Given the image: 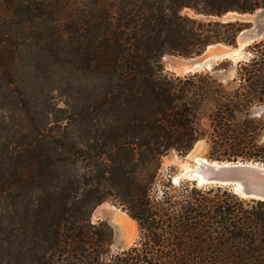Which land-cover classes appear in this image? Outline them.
<instances>
[{
    "label": "trees",
    "instance_id": "obj_1",
    "mask_svg": "<svg viewBox=\"0 0 264 264\" xmlns=\"http://www.w3.org/2000/svg\"><path fill=\"white\" fill-rule=\"evenodd\" d=\"M263 7L0 0V264H264L263 201L160 177L164 156L201 141L210 160L264 164V39L236 85L160 61L235 46L245 25L214 17ZM106 201L138 227L116 253L90 220Z\"/></svg>",
    "mask_w": 264,
    "mask_h": 264
},
{
    "label": "rangeland",
    "instance_id": "obj_2",
    "mask_svg": "<svg viewBox=\"0 0 264 264\" xmlns=\"http://www.w3.org/2000/svg\"><path fill=\"white\" fill-rule=\"evenodd\" d=\"M181 13L188 14L189 16L194 15L189 9H183ZM260 13V11H255L252 14L227 12L219 18H214L221 22L238 20L245 25L244 29H246L251 26L253 28L264 26V15L260 16ZM263 39L264 34L259 36L255 41L248 42L242 40L241 36L238 35L235 46H225L221 44L212 45L206 48L200 56L187 58L177 54L164 55L160 59L163 73L174 75L176 77H183L187 74L195 72H209L223 84L229 83L231 85H236L237 81H235V79L237 62L250 59L253 56L255 49L248 46H251L254 42H259ZM241 44L244 46L240 47ZM231 51H238V54H233L229 57H225L221 54L223 52L229 53ZM224 60H226L227 63L219 65ZM59 106L62 105L60 104ZM206 153L207 146L202 141L198 142L186 156H179L173 151L168 153L162 158L161 181L165 182L169 178L170 182L173 184L174 177H177L178 181H190L186 175H184L186 171L185 167L188 166L190 169L193 168V157L195 156L210 160L205 157ZM90 220L92 223L106 221L112 227L114 231V238L111 247L112 253L119 252L132 246L138 239L139 233L136 222L130 219L120 207L110 201H106L97 206L93 210Z\"/></svg>",
    "mask_w": 264,
    "mask_h": 264
},
{
    "label": "water",
    "instance_id": "obj_3",
    "mask_svg": "<svg viewBox=\"0 0 264 264\" xmlns=\"http://www.w3.org/2000/svg\"><path fill=\"white\" fill-rule=\"evenodd\" d=\"M263 8L257 10L261 12L259 14L260 16L264 15ZM263 34L264 26L255 28L251 26L244 29L239 36H241L244 41L253 42ZM206 161L208 164L203 166L202 177L204 183H202V186L228 188L244 200L264 202V164L243 161H214L207 159ZM195 183L197 185L198 181L195 180Z\"/></svg>",
    "mask_w": 264,
    "mask_h": 264
},
{
    "label": "bare ground",
    "instance_id": "obj_4",
    "mask_svg": "<svg viewBox=\"0 0 264 264\" xmlns=\"http://www.w3.org/2000/svg\"><path fill=\"white\" fill-rule=\"evenodd\" d=\"M244 45H240V47H243ZM219 52H222V51H219ZM237 55L238 54V51H231V52H223L222 55H224L225 57H229L231 55ZM193 161H194V166L193 168H189L188 166L185 167V173L184 175H186V177L189 179V180H192V181H195L197 180L198 181V186H202V183H204L203 181V177H202V171H203V166L205 164H208L206 159H202V158H199V157H193ZM178 182V178L177 177H174L173 178V183H177Z\"/></svg>",
    "mask_w": 264,
    "mask_h": 264
}]
</instances>
